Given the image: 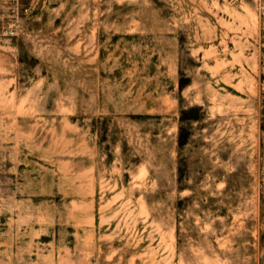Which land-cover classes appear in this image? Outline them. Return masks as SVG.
Here are the masks:
<instances>
[{
  "label": "rangeland",
  "instance_id": "rangeland-1",
  "mask_svg": "<svg viewBox=\"0 0 264 264\" xmlns=\"http://www.w3.org/2000/svg\"><path fill=\"white\" fill-rule=\"evenodd\" d=\"M0 264H264V0H0Z\"/></svg>",
  "mask_w": 264,
  "mask_h": 264
}]
</instances>
